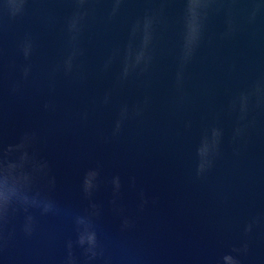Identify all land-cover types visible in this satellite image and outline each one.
I'll return each mask as SVG.
<instances>
[{"label":"water","instance_id":"1","mask_svg":"<svg viewBox=\"0 0 264 264\" xmlns=\"http://www.w3.org/2000/svg\"><path fill=\"white\" fill-rule=\"evenodd\" d=\"M3 4L0 131L11 145L33 137L29 158L47 165L38 180L74 222L97 206L98 248L114 264H227L226 254L239 264H264V103L253 97L243 120L239 107H230L264 84V8L251 22V0H223L210 10L178 84L182 32L199 20L197 0L186 9V0H121L115 15L113 0H89L82 54L67 74L73 0H27L15 17ZM230 7L235 31L224 36ZM137 22L152 59L121 78ZM212 128L221 137L209 157ZM89 171L97 172L96 187L86 196ZM244 245L247 251H233Z\"/></svg>","mask_w":264,"mask_h":264},{"label":"clouds","instance_id":"2","mask_svg":"<svg viewBox=\"0 0 264 264\" xmlns=\"http://www.w3.org/2000/svg\"><path fill=\"white\" fill-rule=\"evenodd\" d=\"M76 10L67 21V32L69 34V44L71 51L63 61L64 72L71 73L74 68V62L76 58L82 54L81 49L78 46L79 37L82 33L83 22L88 15L85 5L89 0H73ZM200 6V17L197 24L192 28H183L182 32V45L179 55V70L177 72V83L179 84L183 79V70L186 65L192 60L196 49L204 38L205 22L208 18L210 10L214 7L219 10L223 6V0H197ZM27 0H4L3 7L8 9L13 17L17 14L23 13ZM121 0H113L112 15L118 11ZM190 0H186L187 8ZM237 0H231V4L235 5ZM264 8V4L258 2V0H251V8L248 10L249 21H254L257 13ZM232 8L228 10L227 19V31L224 36H230L235 31V25L232 18ZM146 17L144 18V20ZM138 33H141L139 46H135L133 41ZM150 38L148 34L141 29L140 22H137L131 30L130 41L124 52L123 56V68L121 78H127L129 74L139 68L141 65L146 69L147 65L151 62L152 55L150 51ZM22 52L25 59H28L32 52V44L30 40H26L22 44ZM119 55V52H114L112 57L106 62L107 68L112 60ZM30 68H24V76L27 77ZM255 97L257 104L264 103V84L257 83L252 89L246 93H241L239 97L233 100L230 105L232 110H236L239 107L240 119L243 120L247 114L250 100ZM48 107V105H45ZM126 109L121 113V116L126 115ZM120 124L117 122V130H119ZM241 129H237L236 133L239 135ZM213 133L212 149L209 153V157L218 152L221 131L218 128H212ZM208 135H205L202 139L203 143L207 139ZM33 137L25 134L22 142L16 145H9L4 150L3 162L0 163V241L4 243L10 238L11 232H7L8 225L11 219L19 212L23 211L28 213L29 208H38L42 214L51 212H58L54 201L47 195L42 194L41 190L37 187L38 178L42 175H47L46 164H42L35 159H30L28 154V147L32 142ZM20 153L18 159H9V154ZM197 154L200 156V146L197 149ZM211 166V160L208 159L206 167ZM204 164L199 163L198 172H203L206 169ZM30 168V170H28ZM97 177V172L89 171L85 174L83 180V191L86 196H91L93 189L96 187L94 180ZM50 185H54V180L49 182ZM116 187L119 188V180L117 179ZM93 211L77 216L75 218V224L77 228V239L75 241L69 240L67 242V257L64 264H76V257L73 253L74 246H78L83 249L84 255L88 260L94 259L97 255V249L99 242L97 238V232L93 222V217L98 215L95 211L97 206L91 205ZM127 225V221H125ZM34 217L31 214L26 215L23 225V231L30 235L33 231ZM246 231H251V225L248 226ZM7 232V235L5 233ZM234 252L247 251V245H244L243 249H233ZM223 262L227 264H239V261L232 255L226 254L223 256Z\"/></svg>","mask_w":264,"mask_h":264}]
</instances>
